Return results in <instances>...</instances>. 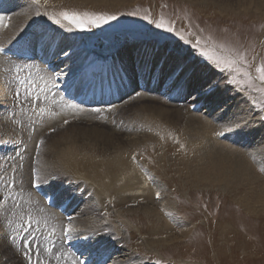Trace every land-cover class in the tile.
I'll use <instances>...</instances> for the list:
<instances>
[{
	"label": "rangeland",
	"instance_id": "374dc122",
	"mask_svg": "<svg viewBox=\"0 0 264 264\" xmlns=\"http://www.w3.org/2000/svg\"><path fill=\"white\" fill-rule=\"evenodd\" d=\"M14 1L15 3H12L15 4V12L7 15V22L14 13L17 14L21 12L17 5L18 1ZM102 1L103 2L91 0H41L39 7L41 15H36L37 6L30 1L26 3L27 10H25V12L27 14H25L26 16H32V21L28 25H33L32 27L40 26L44 29L45 33H54V31L57 32V30L59 34L63 32L60 38L64 39L62 41L64 45L74 42V48L65 47L66 50L68 49L67 53L70 51L71 57L76 58L83 53L86 54L85 57L93 54H105L108 56L117 54L113 58H116V61H118L122 60L121 50H123L124 47L138 46L144 44L148 40H156L162 47H165V60L168 54H172L175 58L177 57V59H179V66L189 64L188 71L182 73L177 83L174 84V87H178L176 92L186 93L190 89L189 85L191 82L188 78L193 74L189 72L192 64L206 67L201 69L202 72H205V77H203L205 78L204 80H210L211 83L217 84L213 78V74L217 71L212 69L211 65H207L202 58L198 56L194 58L189 55L191 51L189 45L184 44L183 41H179V44H177L179 37L174 33H168L162 29H157L154 23H149V21L143 19V17L149 15L150 18L156 22L163 19L166 24L174 25L176 30L187 39L194 41L196 38H199L203 44H206L210 49H214L218 55L232 58L236 52L243 53L249 64L248 70L254 78L252 86H260L259 81L255 79L257 75L255 68L264 64V9L256 10L254 7L255 3H250L248 5V0L198 1L205 2L208 5L204 3H201V5L198 2L195 3L188 0ZM216 1H218V3ZM219 1H229V6L225 5V9L221 8L219 6L221 2L219 3ZM223 5L224 4H221V6ZM61 11L78 12L81 14L114 15L116 19L98 28L89 27L85 30L73 28L72 31H68L60 25L54 24L53 21L48 18L49 16H58ZM45 12L47 15H44ZM22 13L24 14V11ZM26 26L27 25H25V27ZM68 37H70L69 40L66 39ZM0 44H5L2 42V39ZM140 53L142 61L151 63V66L155 68L159 67V64H154L156 59L159 61L164 60L161 52L155 54L146 45L141 47ZM186 56L188 59H186ZM59 74L63 77L66 76L63 67ZM194 76L196 77L195 80L201 78V76L196 73H194ZM219 76L217 72V77ZM238 78L246 80L242 74L239 75ZM4 81L5 78L0 72V85H2V82L5 84ZM193 82L194 81H192V83ZM222 82L224 81L222 80L221 83ZM237 87L240 86H231L232 94L229 95V101L225 102L226 104L223 108L228 111L230 108L229 103L240 102L237 98H241V100L246 102L255 113H259L258 115L256 114V116H264V112H261L259 108H253L247 101L248 96H251L252 99L264 101V93L251 91L246 83L242 85V87L247 89L245 93L234 90ZM0 89L3 97L1 98L2 100H0V125L6 124L7 126L6 128H2L4 134L0 135V142L8 141L9 138L15 137V134L25 140L27 139L26 141L28 142L29 136L27 131L21 128L20 130L16 129L18 132L15 133V127L10 125L5 119L6 114L3 108L7 100L3 87H0ZM223 91L225 93H231L229 88H225ZM196 92H200L199 89L196 90ZM216 97H218V99L223 98L220 92L217 93ZM140 100L141 99L137 97L131 101L135 104L130 106L125 105L120 111L118 110L117 117L119 122L125 121L129 123L130 120L125 116H130L134 108L139 105H162L158 100L156 102L151 101V98L150 100ZM209 101L210 99L207 98V103H209ZM162 103L167 102L163 100ZM203 104H206V102ZM63 106L64 105L58 103L54 107L55 112L57 113L58 110H63ZM189 107L186 101L183 105L165 106L167 109L179 108L182 115L186 114L187 110L188 113L195 112L196 115H200L201 119H214L213 113L210 114L211 110L207 111L208 107L206 105L194 111H191ZM202 109L205 110L203 111ZM68 121V125H77H70L68 128L62 126L55 127L56 125H54L53 128L50 127L46 130L45 126L35 129L33 141L31 140L29 144V156L25 165H23L24 171L16 172L17 175L21 176V179L18 178L19 176L15 175V177L17 176L16 181H18L16 182L17 186L20 185L21 181H25L22 174L29 173L28 169L31 171L35 170V175L39 176L42 181L41 184L47 185L46 187L48 189V186H52V190L58 189V187L61 186H66V189H69V191L76 192L75 197L79 198V200H84L92 197V194L91 190L87 192L88 184L86 181H81L82 177L87 178L88 181L92 179V181L94 180L97 183L107 180L108 175L100 169L93 172L90 169H83L80 167L79 169L71 166L68 174L65 172H58L60 168L58 170L57 168H53L48 171L42 168L40 156L46 159L49 158L50 155L47 153H44V155L39 153L37 156L35 146L37 140L44 141V143L40 145V149L43 148L44 144V148L52 147L56 141L64 140L63 136H66V134L67 136L69 135L68 138L72 137V139L80 145H83V142H89L93 139L96 140V135L91 130V125H87L85 122L79 124L73 119ZM155 121V124L152 122L147 130L148 134H150L149 139L140 143V147H134L135 150L133 147L130 148L131 150H128L129 157L126 158L131 159H127L128 162H131H129L126 171L128 173H134V169V171L140 169V172L148 174L146 179V183H148L147 186L151 188L153 185H158L156 187L158 191L153 189V192H149V196L146 194V196L142 195L143 199L141 201L138 200L140 198H135L136 200L130 199L129 203L125 205L121 203L122 205H120V207L108 204V200L106 199L103 207L107 208V212L101 214L96 212L95 215L97 218L101 217L98 218L99 220L103 218L101 221L106 225L105 230L101 231L102 233L90 232V236L99 237V239L103 236L106 243L100 241L102 244L97 245L102 247L103 244H105V248L117 238L119 245H117L118 247L116 249L118 250L123 247L122 249L124 251L122 253L120 252L121 255H119L118 258L123 260L122 262H126V257L133 255L132 258H135V261L132 264H155L156 261H159L160 264H264V201H262V204L260 200L264 199V193H261L260 196V191H258L260 190V185L264 183V176L261 171L257 168L255 169L260 178L259 183L254 181L257 183H255L254 186L251 185V187H254V190L248 188L250 184L247 185L244 180L238 178L231 179L230 177L227 184H225L223 178L220 179L219 175L217 177L215 176V174H218L217 170L213 169L212 165H210V167L208 165L209 162L206 161L207 159L203 158L204 149L200 148L201 145L198 144V140L189 137V133L181 130L179 126H174L171 123H168V125L167 122L165 124L163 121ZM102 122L110 126V124L105 121L93 123L99 124ZM261 122H263L264 127V120L260 119V122L258 121V123ZM62 124H64V122ZM105 124H101V126L98 127H106L107 125ZM137 125L139 127L142 123H138ZM261 129L262 127L260 130ZM6 130L8 131L5 132ZM129 130H131V128L125 129V131ZM106 131H108L107 128ZM108 132L111 133L114 139H121L122 136H125L118 131ZM36 137L38 138L35 141ZM39 141H37V143ZM160 149L162 150L160 151ZM242 150L241 148H237L238 154L242 157H246L248 160ZM53 151H55V149H53ZM160 153L164 154L161 155ZM132 156L135 157V159H133ZM31 165L33 167H31ZM253 167L255 168V166ZM4 172L3 174L5 175H2L0 179L11 177V173L7 174V169L4 168ZM32 173H29L30 178L33 175ZM73 173H77V175ZM5 181H8V179ZM29 181L30 179L28 182ZM21 185L22 187L26 186H24L23 183ZM16 189L17 187L15 188V193H17L15 194V200L21 198V207L18 208V212L20 210L21 214H23V212H32L30 207L32 200H30L26 192L22 191L18 193ZM27 189L30 190L28 183ZM63 190L64 192L66 191L65 189ZM157 192L161 194L159 199L156 197ZM98 193H100L99 187ZM28 194H30L32 198H37L35 195L33 196L30 191H28ZM257 198H259L260 201L255 202ZM132 200L134 201L132 202ZM13 201L14 200H11L8 203V207L4 209L5 218L3 219V216L0 215V225L2 224V219L3 221L6 220V216H11L10 218L8 217L7 220H13L14 228L16 224L19 223L17 215L16 218H14L13 214H11L12 207L15 208L12 204ZM34 201L36 202V200ZM99 201L101 202L100 198ZM161 203L163 206H160ZM140 206H144V209ZM151 206H153V210ZM155 206L157 207L155 208ZM115 208H119L116 210L117 212L114 210ZM129 208L131 210H129ZM252 208L255 209L253 210ZM39 209H41V206H39ZM87 212L85 216L90 215V210ZM85 216L81 215L79 217L83 218ZM52 217H54V219H51V222L54 220L53 228L55 232H60L62 219H59L57 214H52ZM4 229L6 232L7 228ZM41 230L46 231V226H43ZM151 232L154 233L152 234ZM10 233V237L15 235V232L12 230H10ZM18 240L19 236L16 241ZM0 243V264H23L22 260L18 258V252L13 249L3 234H0ZM42 246L45 248L47 244H43ZM55 248L57 249V247ZM117 252H115L116 256L120 254ZM123 253L126 254L124 257L122 256ZM53 263L58 264V262ZM110 263V261L107 262V264ZM70 264H72V262Z\"/></svg>",
	"mask_w": 264,
	"mask_h": 264
},
{
	"label": "bare ground",
	"instance_id": "6f19581e",
	"mask_svg": "<svg viewBox=\"0 0 264 264\" xmlns=\"http://www.w3.org/2000/svg\"><path fill=\"white\" fill-rule=\"evenodd\" d=\"M17 1H18L17 2L18 8H20L21 12L17 14L14 13L12 17H10V19L7 22V27H0V42L2 39V42L5 43V44H0V47L6 44H9L12 41H15L27 35L30 32L31 33L33 32V34L36 36L37 40L41 44H45V46L49 50H53V54L55 53V55L57 56L55 62L60 64L65 70L66 76L63 77L65 79L69 78L70 75L75 76L81 69H84L83 76H85L86 74L90 75L92 71H94L96 68H98L101 65V61H102L103 63L106 62L108 66H110V68H112V70L115 73L120 72L121 70L128 73L133 84H134V80H132V77H133V74H135V72H138L140 74L143 73L145 78L148 76V79L154 78V80H158V85H152V86L148 80L146 84V89L144 92L139 93L136 97L131 96L124 103L116 105L111 109H107L106 111L92 113L82 108H76L75 111L74 110L68 111L67 109L69 108L63 106V110H58L57 113L54 110L53 116L50 119H48L49 121L45 123V127H46L45 130H46L50 127L53 128L54 125H56L55 127L62 126L64 128H68L70 125L71 126L77 125V124H70V125L62 124L65 119H68V120L73 119L75 122H78L79 124L85 122V124L91 125V130L95 133L96 140L93 139V140H90L89 142H83L82 143L83 145H80L76 143L74 139H72V137L68 138L69 135L67 136L66 134V136H63L64 140L56 141L52 147L44 148L45 146L44 144L43 148L40 149V153L43 155L44 153H47L52 157L49 156V158L44 159L42 158V156H40V163L42 164L41 166H43L42 167L43 169H46L48 171L49 169L51 170L53 168L54 169L57 168L58 170L60 168L58 172L60 173L65 172L69 174L70 172L69 169L72 166L75 168L80 167L83 169H90L93 172L100 169L106 172V174L108 175L107 180L105 182H100V183H97L94 180L92 181V179H89L88 181L87 178L85 177L81 178L82 182H85V181L87 182L88 184L87 192L91 190L92 197L88 199H84V200L82 199L80 201H79V198L73 197L69 205V207L70 206L74 207V211L71 213V217L73 218L72 223L74 225V228L78 230L76 235L79 236L78 239H73L70 241L71 245L78 247L80 248L82 252H85L86 247L92 246L93 242L96 245L102 244L101 242L104 241L103 236H101L99 239V237H92L90 235L92 232H101L105 230L106 225L104 222L101 221L103 218L99 220L98 218H101V217L97 218V216L95 215H96V212L99 214L107 212L106 210L107 208L103 207V204L106 201V199L108 200V204H113L115 205V207H120V205H122L121 203L125 205L129 203L130 199L140 198L138 200L141 201L143 199L142 195H145V194L148 195L150 191L153 192V189H156L158 185H153L152 186L153 188L152 187L150 188V186H147L148 183H146V179L148 177V174H145L144 172L143 174L142 172H140V169L136 170L138 171L136 172L134 171L135 169L133 170L130 167L134 173L132 172L128 173L126 171L129 162H131V161L128 162V160H131V159L126 158V157H129L128 150H131L130 149L131 147H133V149L134 147H138L140 143H143L147 139H149L150 134H148L147 130L149 129V126H151L152 122H154L155 124L156 122L155 120L163 121L165 124L167 122V124L171 123L174 126H179L181 130L189 133L190 135L189 137L193 138L194 140H198V144L202 146V147L200 146V148L204 149L203 158L207 159L206 161L209 162L208 163L209 166L212 165L213 169L217 170L218 174H215V176L217 177L219 175L220 179L223 178V181L225 184H227L230 177L231 179L238 178L240 180H244L247 183V185L250 184V187L248 188H251L254 190V187H251V185L254 186L255 183L257 182L259 183V178H260L259 175H257L255 169L257 168L258 170H260L264 176V127H263V122L258 123V121L260 122V116H256L257 113H255L254 110L250 108L248 104H246V102L242 101L241 98H237L238 100H240V102L229 103L230 108L228 111L223 108V106L226 104L225 102L229 101L228 97L229 95L232 94V89H231V86H226L224 82L221 83L222 79L220 78V76L217 77V72L213 74L214 81L219 86L218 90L216 91V95L218 92H220V94L223 97L222 99H218L216 95L204 97L201 92H196V90L201 89L202 87H207L208 83L210 82V80H204L205 78L203 77H205V72L201 71L202 68H206V67L202 65H196V64H192L189 70V72L193 74H191L188 78L189 81L191 82L189 85L190 89L188 90V92L186 93H182L178 91L176 92V89H178V87H174V84L177 83L182 73H186L188 71L189 64L185 66H179L180 65L179 59H177V57L175 58L174 55L172 54H168L165 60V54H164L165 47H162V45L158 43L156 40H152V41L148 40L147 42L144 41L145 42L144 44L138 45V46L135 45L132 47L130 46L124 47V49L121 50L122 60H118V61H116V58H113L117 54H114V55L112 54L110 56L93 54L94 56L88 55L85 57L86 54L83 53L76 58L71 57L72 55L70 51L67 53L68 49L66 50V48H74L73 47L74 42H72L71 44L64 45L62 42L64 39L60 38V35H62V33L59 34L58 30L57 32L54 31V33L46 32L45 34L42 33L44 35H41L39 30L42 28L40 26L32 27L33 25L32 26L28 25L32 21V18H31L32 16L31 17L26 16L27 14L25 12V10H27L26 3L32 0H17ZM87 1H90V0H87ZM91 1L103 2L102 0H91ZM105 1H109V0H105ZM188 1L196 3L200 0H188ZM12 2L15 3L14 0H12L11 3ZM216 2L218 3V1ZM220 2L221 4H224L223 6L219 4L221 8L225 9V5L229 6V1H219V3ZM13 3L11 4L12 13L15 12V4ZM198 3L199 4L204 3L205 5H208L205 2H198ZM250 3H255L254 7L256 8V10L264 9V0H248V5ZM23 11H24V14L22 13ZM4 17H7V15H4ZM25 25L27 26L25 27ZM28 27H32V28H28ZM66 39L69 40L70 37ZM8 40H11V41H8ZM143 45H146L155 54H158L159 52L162 53V57L164 60L159 61L156 59L154 61V64H159L158 68L152 67L151 63L142 61L140 49ZM186 59H188L187 56H186ZM71 61H74V62H71ZM0 63H2L1 58H0ZM194 73L201 76V78H199L198 80H195L196 77L194 76ZM105 77H106L105 74L102 72V78L104 79ZM192 81L194 82L192 83ZM1 84L3 85V89L5 93L6 87L4 86L3 82ZM225 88H229L231 90V93L229 92L225 93L223 91V89ZM160 93H164L165 96L168 95L166 96L167 97L166 100L162 99V96H160ZM137 97L141 99L140 101L147 100V99L150 100V98H151V101H154V102L158 100L162 105L160 104H159L160 106H155L154 104H153L154 106L151 104H146V105L144 104V106H142L143 104L139 105L138 107L134 108L130 116L128 117L125 116L127 119L130 120L129 123H126L125 121L119 122L118 117H117L118 110L120 111L121 108L125 105L130 106V105L135 104L134 102H131V101ZM1 98L3 97H2V92L0 89V100H2ZM207 98L210 99L209 103H207ZM163 100L167 103H162ZM184 100L189 104V106H192V108H194L195 110H198L199 107H203L206 105L208 107L207 111L211 110L210 114L213 113L212 115L214 116V119H201L200 115H196L195 112L188 113L187 110H186V114L182 115L181 110L179 108H176V109L175 108L174 109L165 108V106L169 107L170 105H178L181 102H184L185 104ZM204 102H206V104H203ZM57 104L58 103H55V106ZM65 104L66 103H64V105ZM218 104L222 105V108L218 107L217 106ZM202 110L204 111L205 109H202ZM230 119L236 124H238L239 126L236 127L233 132L228 133L227 138L217 136L215 133L220 131L225 126L226 122L229 121ZM97 121H105L106 123L110 124V126H108L107 124L103 122L99 123L100 125L93 123ZM138 123H142V125L138 127L137 125ZM101 124H105L107 126L103 128H99L98 126H101ZM3 127L6 128L7 127L6 124H2L0 128V135L4 134V130L2 129ZM261 127L262 129L260 130ZM106 128L108 129V131H111V132L113 131L121 132L125 136H122L121 139L120 138L114 139L111 133L106 131ZM128 128H131V130L125 131V129H128ZM7 131L8 130H6L5 132ZM16 132L18 131L15 129V133ZM37 138L38 137L35 138V141ZM237 148L243 149L242 150L243 154L247 156L248 160L246 159V157L244 156L242 157L240 154H238L239 150L237 151ZM53 149H55V151H53ZM161 150L162 149H160V151ZM252 164L253 166H255V168L252 166ZM31 167L33 166L31 165ZM23 169L24 167L21 169L18 168L16 172H22L24 171ZM28 170H29L28 171L29 173L30 172L32 173L30 169ZM3 172H4V168H1L0 177L2 175H5L3 174ZM29 173H25L24 175L22 174V176H24L25 178L24 179L25 181L20 182V185L17 186L16 192L21 193L22 191H19V189L23 188V192H26L27 196L30 198V200H32V202L30 203V207L32 209L31 213L33 217L36 220L40 221L39 231L37 232L40 234V237L38 238L39 244H40L39 259L41 260V258L44 257V260H46L48 264H54L53 262H58V264H70L72 262V259H70L67 256L66 252L62 249V246H60L59 244V242L61 241V235H63L64 226L68 222L66 223L65 218H62L61 215L58 214L54 210H50L46 208L45 206H44L45 209H42V208L39 209V206H40L39 204L41 202V199L38 196H36L34 192L27 189V183H28V187H30V181L28 182V180L32 178V177L30 178ZM7 174H10V172L8 171ZM75 175H77V173ZM17 176H19L18 178L21 179L20 175H17ZM7 179L9 181L10 177H7ZM5 180L6 178L0 179V183L5 182ZM254 181H257V182H254ZM22 183L24 186L25 185L26 186L22 187L21 185ZM40 185H42L45 188V190H48V188L44 184H40ZM260 186H261L259 187L260 190H258L260 191L259 195L261 193H264V183H262ZM98 187H99L100 193H98ZM28 191H30L31 194L33 196L35 195L37 198L30 197V194H28ZM99 198L101 199V202L99 201ZM259 198H257L255 202L260 201V200L261 202L264 201V199L259 200ZM34 200H36V202ZM133 201L134 200H132V202ZM145 204H149V203H145ZM160 206H163L162 203L160 204ZM156 207L157 206H155V208ZM152 208L153 206H151V209ZM263 208H264V205H263ZM117 209L119 208H115L114 210L116 211ZM252 209L254 210L255 208H252ZM88 210H90V215L85 216V213ZM129 210L131 209L129 208ZM148 210H149V207H148ZM15 212L11 214L15 215V218L17 215L18 220H19V216L21 215V210L18 212V208H16ZM151 212H154V211H151ZM50 213L57 214L59 216V219H62L60 232H55V234L51 236H49L48 234L51 231V229L54 227L53 225L54 220L51 222V219H54V217H52V214ZM23 214H25V212H23ZM81 215L85 217L80 218L79 216ZM8 217L10 218V216H6V220L3 221L1 225L3 224L7 225L4 228H7V231H6L7 235L10 236L11 234L10 230L14 229V225H13V221L11 224H8L7 222ZM2 218L4 219L5 217H2ZM59 223H60V220H59ZM43 226H46V231L41 230ZM155 233H156V230H155ZM45 237H47V239H45ZM117 240L118 239L116 238V240H114V242L111 244L108 242L109 244H108V247L106 248H105V244H103L104 247L103 246L101 247V250H102L101 256H107V258L110 260L112 264H132L134 263L135 258L133 259L132 258L133 255L131 256L130 254H129L130 256L126 257L127 259L125 258L126 262H122L123 260L118 258V256L121 255V253L124 251L122 249L123 247L118 250L116 249L118 247L117 245H119L118 244L119 241ZM49 241L54 242L55 247H57V249L54 247L56 250L53 249L51 253L44 251V247L42 246L43 244L44 245L47 244L48 247L52 245V243H49ZM103 243H106V242L104 241ZM57 250H60V251H57ZM114 251L115 252L118 251L119 253L120 252L121 253L117 254L116 256ZM125 255H126L125 253L122 254L123 257ZM57 256H60L61 258L57 259Z\"/></svg>",
	"mask_w": 264,
	"mask_h": 264
},
{
	"label": "snow or ice",
	"instance_id": "6c2138e0",
	"mask_svg": "<svg viewBox=\"0 0 264 264\" xmlns=\"http://www.w3.org/2000/svg\"><path fill=\"white\" fill-rule=\"evenodd\" d=\"M33 4L37 6L36 15H41L39 11L41 0H32ZM44 15H47L45 12ZM50 20L53 21L54 24L60 25L62 28L67 29L68 31H72L73 28L85 30L89 27H101L103 24H107L111 20H115L116 17L114 15H103V14H89V13H78V12H69V11H61L58 16H49ZM7 17L0 16V27H7ZM143 19L148 20L149 23H154L157 29H162L168 33H174L179 40L183 41L184 44L190 46L191 51L189 55L193 56L194 58L198 56L202 58V60L207 64L211 65L212 69L216 70L220 75V78L225 82L226 86H240L234 90H238L241 93H245L247 89L242 87L245 83L248 85L249 89L254 92L264 93V64H261L255 68L256 77L255 79L259 81L260 86L253 87V77L249 72V64L245 58L243 53L236 52L232 58H226L224 56L218 55L214 49H210L206 44H203L199 38H196L194 41L187 39L184 35H181L179 31L176 30L174 25L166 24L163 19L159 22L153 21L149 15H145ZM4 49L0 47V52H3ZM187 51V50H186ZM22 71L19 66H16V73L17 75L14 76V79L17 80L18 84L23 86L24 91L21 92L20 88L17 87L13 91V96L15 101L20 104L28 103L33 107L35 111L38 107V101L40 100V94L44 92V87L38 86L34 81L31 80H19L18 73ZM243 75L246 80L239 79V75ZM59 74H57L58 76ZM43 79V78H41ZM50 80H54V77H50ZM3 87V85H0ZM218 84H213L211 82L208 83L207 87H202L199 91L202 93L204 97L214 96L216 95V91L218 90ZM37 89H39L37 91ZM23 97V99H21ZM248 102L251 104L253 108H259L261 112H264V101L252 99L251 96L247 97ZM218 107L222 108V105L218 104ZM64 107L76 109L78 105L75 104H66ZM99 111V110H97ZM45 112L44 108H39L38 114L43 115ZM259 114V113H257ZM261 120H264V116H260ZM13 123H17V121H13ZM69 123L67 119L64 120V124ZM239 125L233 122L231 119L226 122L225 126L215 134L219 137L227 138V134L233 132L236 127ZM44 141L40 140L36 145V154L37 156L40 153V145L43 144ZM183 147V146H181ZM135 159V157H133ZM33 171V176L30 179V190L34 192L37 188L40 187L41 179L39 176L35 175V170ZM7 187L9 189H13L17 187L15 179H12L10 182L5 181ZM19 191H23V188H20ZM11 195V194H10ZM160 192L156 193V197L160 198ZM14 200V204L16 208H20L21 204L19 201ZM20 222L16 224L15 228L12 231L16 232V235L11 236V241L15 244L16 239L20 236L21 233H26V235L21 236L20 238L24 242V248L31 253L32 246L35 244L36 252L34 253L39 257L40 251V244L39 239L36 233L39 231L40 221L36 220L31 212H27L25 214H21L19 216ZM73 218L71 216L68 217V223L64 226L63 235L61 237L62 241H71L73 239H78L79 236L76 235L77 229L74 228L72 223ZM11 221H8V224H11ZM0 234H3L5 238H7V232H5L4 226L0 225ZM55 234V229H51L49 232V236ZM47 239V237H45ZM49 243L53 244L54 242L49 241ZM53 247H45L44 251L51 253ZM60 256H57V259H60ZM31 257L29 256V260ZM37 264H43V262L37 259ZM72 264H88L85 260H80L79 258L73 255L72 257ZM155 264H160L159 261H156Z\"/></svg>",
	"mask_w": 264,
	"mask_h": 264
}]
</instances>
